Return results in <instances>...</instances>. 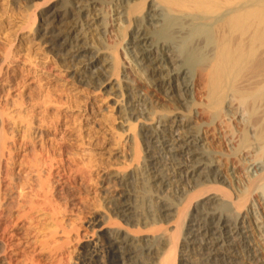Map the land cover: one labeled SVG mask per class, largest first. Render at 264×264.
<instances>
[{
  "label": "bare ground",
  "instance_id": "obj_1",
  "mask_svg": "<svg viewBox=\"0 0 264 264\" xmlns=\"http://www.w3.org/2000/svg\"><path fill=\"white\" fill-rule=\"evenodd\" d=\"M35 1L28 3L36 18L23 28L34 31L38 43L69 69L77 83L114 95L115 103L125 98L121 112L127 120L146 122V116L153 111L150 105L164 101L158 125L140 127V136L150 142L146 148L149 156L142 166L144 192L150 194L153 186L169 184L163 170L159 168L157 173L158 152L169 155L175 178L184 169V179L190 183L189 189L179 192L177 203L168 198L157 208L158 202H150L149 217H143L148 208L145 212L139 188L133 194L122 192L113 198L104 195V205L113 218L148 226L163 220V210L166 217L175 218V229L170 234L160 230L159 235L154 230V236L141 240L132 230L130 233L113 228L101 235L105 240V245H100L104 254L99 253L100 246L86 247L82 263L93 264L101 257L102 264H181L185 258L178 259L180 248L185 253L201 238L200 251L192 259H185L187 264H264L262 250L254 239L260 224L264 228V0H41L34 4ZM121 51L138 68L139 78L130 74L129 62L122 63ZM12 58L9 50L0 57V79L4 63ZM142 76H146L145 81ZM2 90L0 264H35L19 257H26L22 254L27 244H31L33 236L35 240L39 238L43 225L53 228L49 230L51 235L43 233L49 236L41 241L45 246L60 228L67 231L60 218L62 209L57 203L55 182L77 178L79 170L72 169L65 151L43 145L40 149L36 144L31 146L32 151L19 161V152L27 140L36 143L38 137L35 131L31 133L32 120L40 116L36 108L39 104L45 106L49 99L59 101L61 96L47 92L44 97L48 99L37 102L31 94L13 103L2 95ZM175 104L181 110L173 113ZM15 117L24 122L22 145L10 131ZM136 137L135 134L133 139ZM217 140L225 144L223 151L208 145ZM19 166L28 168L29 175L34 173L35 178L25 177V181L18 182L15 167ZM115 178L126 189L132 182L127 175ZM14 193L18 195L16 202ZM250 216L255 226L250 224ZM47 219L51 226L44 222ZM261 237L264 239V229ZM55 246L54 252L49 250L50 264H60L64 259L62 255L59 258V246ZM235 247L243 256L235 253Z\"/></svg>",
  "mask_w": 264,
  "mask_h": 264
},
{
  "label": "rangeland",
  "instance_id": "obj_2",
  "mask_svg": "<svg viewBox=\"0 0 264 264\" xmlns=\"http://www.w3.org/2000/svg\"><path fill=\"white\" fill-rule=\"evenodd\" d=\"M36 2L40 3L41 0H36L34 4H36ZM32 8H30L28 0H0V57L4 54L5 50L11 51L13 55V58L9 63L7 61L5 62L6 64L4 63L3 65V75L0 79V88H3L2 95H6L7 97L5 98H9V100L11 99L10 102L13 101V103L16 99H18V102H21L22 99L30 97L31 94H34L37 102L47 100L48 96H46L47 98L44 97L47 92L50 93L49 95L56 94L61 97L58 99L59 101H50L51 104L49 99V104L45 103V106L39 104L38 108H36V112L39 111L40 116H37V118L32 120L34 129L31 130V133H34L35 131V135H38V137L35 139L36 143H32L25 138L28 142L26 143L27 145H24L25 147L23 146V149H21L22 151L20 150L19 152V161L24 160V155H27L32 151L33 147L31 146H35V144L37 149H40L42 145L46 147H55L57 150L60 148L62 151H65V159L70 162V164L73 163L71 164L72 169L79 170V173L78 177L73 178L72 180L62 178L60 181L57 180L58 182H55L57 187V203L62 209L60 218L67 231L64 232L60 228V231L55 235V238L52 237L45 246L41 241L49 239V236L46 237L44 234H50L51 232L49 230L53 228L48 229L46 225H43L42 227H44V230H41V233H38L37 236H39V238L37 240L33 238L35 236H33L34 233H32L33 237L31 236V244H27L26 253L22 254L26 255V257L20 256V260L25 261L24 259L26 258V262L32 260L35 264H50L51 256L49 257V255H51V253L49 250L54 252L55 245H58L60 250L59 258L61 255V257L64 258L60 264H84L82 263L83 261H81V257L84 254L83 251H85V248L90 247V249H92L93 245H96V247L105 245V240H102L101 235L105 234L107 231L120 228L123 232L130 231V233H132L133 231L132 234L136 235L135 237L141 240L144 238L146 239L145 236H154L157 231L158 233L156 235L161 234V231L164 233V230L167 233L169 231L168 234H170L171 230L175 229L176 220H174L175 218L173 217L172 219L166 217V213L163 210L161 212V215H163L161 219L163 220L158 222V224H149L147 226V224L145 225V223L143 224V222H141L139 226H134L125 220L113 218L109 211L106 210L107 207L104 205V202L106 201H103L104 195L108 198H113L115 196L118 197L122 192L133 194L136 193V188H139L140 200L142 199L141 201H143L140 202L145 212L148 208V213L145 214L143 212L145 214L143 217H149L151 216V213H149V205L152 204H150V202H158L155 205L157 208L165 204V201L168 198L172 201L176 200L175 202L177 203L179 192L182 188L189 189L190 183L188 179H184L187 178L186 171L184 169L179 170L180 179L177 175L175 178V175L172 172L175 166L170 160L169 155L158 152L157 161H159V165H157V173L163 170L165 174L164 177L167 178L168 176V179H170V181L167 182L169 184H166V186L168 185L167 187L165 184L158 186V188L156 185L153 186L150 194L144 192L143 182L146 177L143 172L144 170L142 171V166L145 157L149 156L146 148L148 147L149 149L150 142L146 136H140V127L143 125H158L156 124V121L164 112V105H162L164 104V101L159 103L156 102V105L153 103V106L150 105V111L153 110L155 115L152 111L150 114L151 117L150 115H148V117L146 116V119L149 118L146 122L144 119H132L133 121L128 119V121L127 117L124 116V113L121 112V108L125 105L124 97L121 101L119 100L120 102L118 101L115 103L114 95L107 96L100 90L77 83L73 79L69 69L67 70L64 66H61L62 64L48 51L47 47L44 45L42 47L38 43L34 31L23 28L29 21L33 22V19L36 18ZM108 9V6H106V10ZM28 16L30 17L28 18ZM35 26L36 23L32 28ZM119 58L123 64L129 62L128 57L124 55V51L120 52ZM127 66L129 67L127 69L131 71L130 74L139 78L138 68L133 66L130 62ZM145 77L146 76H142V81H145ZM41 93L43 94L42 97L39 96ZM172 108V110H174L173 113L176 112V110L177 112L179 109L181 110L178 104L172 105ZM27 112L28 110L24 111V113ZM11 114H14V112ZM16 119L17 118L15 117V120ZM14 121L11 122L10 131L13 133L12 135L18 137V144L22 145L24 144L21 143L24 141L23 135L26 133L24 132V122H19L18 119L15 121L16 123ZM134 126L136 127L134 128ZM134 133L137 136L135 139H133V137H135ZM33 137L35 138L34 134ZM221 142L222 141L217 140L208 145L214 150L223 151L226 147L224 146L225 144ZM136 145H138L139 149L136 148ZM137 153H139L138 156ZM134 156H137L136 160ZM159 159H162V162ZM164 159L166 161H164ZM163 165H168L169 168L168 166L165 168L166 166L163 167ZM15 170L16 177L18 176L16 180L18 182L25 181L28 177H32V179L35 178L34 173L29 175V169L26 167H15ZM140 170L142 173H139L141 172ZM116 175H127L128 178H130L129 181L132 182L127 186L128 189H126L124 185H119V180L115 178ZM12 197L13 202H16V199L18 200L17 193H14ZM149 199L151 200L149 201ZM16 213L17 211L14 212L15 215H17ZM40 219H43V216H41ZM250 220H253L251 216ZM171 221L173 224H171ZM44 222L51 226L50 219H47ZM252 223L255 226L254 220L250 222V224ZM155 225L158 227L156 226V228ZM261 225L262 224H260V229H256L254 239L256 246H260L262 256L264 257V239L262 238L263 236L261 237L264 228H262L263 225ZM148 227H150L149 230ZM161 227L164 228L162 229ZM198 242L202 243V239H198L197 244ZM197 244L196 246L194 245L195 247L193 245L189 246L185 253L183 248H180L182 251L178 252V259H182L183 257L185 259H190L191 257L192 259V257H194V255L201 249V244H198L199 246ZM25 245L26 244H24V246ZM52 246H55L54 249H51ZM101 246L99 247V253L103 255L104 253L102 250H104V248H101ZM22 249H24V247ZM234 251L238 256H243L240 248L235 247ZM99 259L98 262H94L96 264H102L99 262L102 260L104 261V259ZM185 259L182 260L183 262L181 264L188 263L187 261L185 262ZM243 260L247 261L245 258Z\"/></svg>",
  "mask_w": 264,
  "mask_h": 264
}]
</instances>
